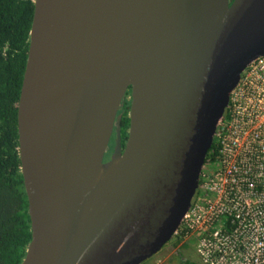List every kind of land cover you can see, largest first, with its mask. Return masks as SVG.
Listing matches in <instances>:
<instances>
[{
	"label": "water",
	"instance_id": "obj_1",
	"mask_svg": "<svg viewBox=\"0 0 264 264\" xmlns=\"http://www.w3.org/2000/svg\"><path fill=\"white\" fill-rule=\"evenodd\" d=\"M263 55L264 0H34L17 113L31 222L20 264L158 252L191 205L230 92Z\"/></svg>",
	"mask_w": 264,
	"mask_h": 264
},
{
	"label": "built area",
	"instance_id": "obj_2",
	"mask_svg": "<svg viewBox=\"0 0 264 264\" xmlns=\"http://www.w3.org/2000/svg\"><path fill=\"white\" fill-rule=\"evenodd\" d=\"M214 138L217 160L204 162L180 227L204 264H264V55L241 73Z\"/></svg>",
	"mask_w": 264,
	"mask_h": 264
},
{
	"label": "trees",
	"instance_id": "obj_3",
	"mask_svg": "<svg viewBox=\"0 0 264 264\" xmlns=\"http://www.w3.org/2000/svg\"><path fill=\"white\" fill-rule=\"evenodd\" d=\"M33 12L34 0H0V264H20L31 239L28 200L19 157L17 113ZM129 94L130 88L119 111L122 113L120 134L123 147L129 126ZM113 135L116 139V131ZM217 155L214 138L205 162L217 160ZM174 234L173 246L181 239L186 240L184 246L195 242V236L188 235L181 227Z\"/></svg>",
	"mask_w": 264,
	"mask_h": 264
},
{
	"label": "flooded vegetation",
	"instance_id": "obj_4",
	"mask_svg": "<svg viewBox=\"0 0 264 264\" xmlns=\"http://www.w3.org/2000/svg\"><path fill=\"white\" fill-rule=\"evenodd\" d=\"M233 0H229V3H231ZM127 97H129V95L127 96ZM114 131H115V129H114ZM115 135H113L112 134V136H111V147H110V149L108 150V152L105 154V156H104V161L105 162H107V161H109L110 160V158H111V156H112V154H113V152H114V148H115V144L114 145H112V142L114 141V143H115V137H114ZM120 137H121V134H120ZM126 142V141H125ZM124 147L121 145V149H123ZM175 235V234H174ZM174 239H170L165 245H164V247L166 246V247H172L173 246V243H174ZM186 240H184V239H181V241L180 242H178L175 246H177L178 247V249H177V251L175 252V254L170 258V259H172L173 261L175 260V259H177V260H179V264H185L184 262H186V261H190V262H193V263H195V264H200V262H201V264H204V261H203V259H202V257H201V250H199V247H198V245H197V238L195 237V242L194 241H192V243L191 244H189V248H187L188 246H184V244L186 243L185 242ZM164 247H162L158 252H156L154 255H156L157 253H159ZM194 248V252L196 253V255H197V257H198V260L200 261V262H198L196 259H194L193 257H192V249L191 248ZM187 251H189V252H187ZM153 255V256H154ZM152 256V257H153ZM151 258V257H150ZM149 259V258H148ZM146 261V260H145Z\"/></svg>",
	"mask_w": 264,
	"mask_h": 264
},
{
	"label": "rangeland",
	"instance_id": "obj_5",
	"mask_svg": "<svg viewBox=\"0 0 264 264\" xmlns=\"http://www.w3.org/2000/svg\"><path fill=\"white\" fill-rule=\"evenodd\" d=\"M187 248H189V246ZM177 249H178L177 246H172L169 248L165 246L159 253H157L153 257L144 261L143 264H179V260L175 259L173 261L172 259H170L175 254ZM191 249H192V251H191L192 257L194 259H196L198 262H200L198 260L196 253L194 252V248L192 247ZM187 252H189V251H187ZM200 264H201V262H200Z\"/></svg>",
	"mask_w": 264,
	"mask_h": 264
}]
</instances>
